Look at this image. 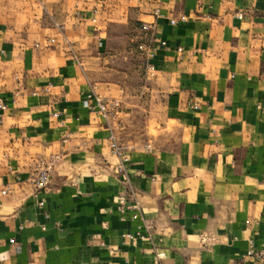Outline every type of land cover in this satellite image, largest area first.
Listing matches in <instances>:
<instances>
[{
    "label": "crops",
    "instance_id": "crops-1",
    "mask_svg": "<svg viewBox=\"0 0 264 264\" xmlns=\"http://www.w3.org/2000/svg\"><path fill=\"white\" fill-rule=\"evenodd\" d=\"M137 33L170 45L141 49L143 69ZM91 86L113 118L83 107ZM0 97V264H261L246 253L264 247V0H0ZM130 187L143 222L119 220Z\"/></svg>",
    "mask_w": 264,
    "mask_h": 264
},
{
    "label": "built area",
    "instance_id": "built-area-1",
    "mask_svg": "<svg viewBox=\"0 0 264 264\" xmlns=\"http://www.w3.org/2000/svg\"><path fill=\"white\" fill-rule=\"evenodd\" d=\"M155 14H158V10H155ZM185 18L182 17V20ZM171 23L174 24L177 21L172 18ZM149 28V26H144ZM53 42V39H50ZM139 48L145 51L147 57L154 56L160 48H170V45L166 41H160L152 44H140ZM174 50L183 56L184 48L180 45L175 46ZM149 70H153V66H149ZM82 105L84 108L92 113L104 117L105 119L113 118L119 111V101L116 99H106L102 97L96 91V86H91L88 91L83 94ZM8 110V104L6 100L0 97V123L3 120L4 114ZM109 149L110 152L118 159V163L115 166L116 172L122 176L125 174L124 163L127 160L124 148L118 143L116 136L111 133L109 135ZM61 155L58 153H51L45 156H39L34 161L33 173L27 177L26 183L31 186L36 192H40L46 189L50 183L52 174L55 168L61 162ZM11 191L10 184H6L4 188L0 190V193L5 195ZM42 204V202H40ZM117 211L119 212V220H143L142 208L137 200V194L131 187L127 188L123 193L120 194ZM143 222V221H142ZM143 225L137 224L136 231L134 232H122L121 237L127 240H134L137 237L145 238L146 235L142 233ZM201 241L203 245H209L215 239L213 237L202 236ZM246 255L252 259L257 260L261 264H264V247L255 248L252 240H249L248 249ZM155 257L162 262L164 258V252L161 249H155ZM164 264V263H162Z\"/></svg>",
    "mask_w": 264,
    "mask_h": 264
},
{
    "label": "rangeland",
    "instance_id": "rangeland-1",
    "mask_svg": "<svg viewBox=\"0 0 264 264\" xmlns=\"http://www.w3.org/2000/svg\"><path fill=\"white\" fill-rule=\"evenodd\" d=\"M139 36L140 35L137 33V38L134 39L133 43H132L134 45L135 49L137 50V52H135V55L136 54L139 55V53H140L139 51L141 50L139 48V45L141 44L140 41L142 39H140ZM144 59H145L144 55H142V57L140 55L137 57V60L135 62L136 66H137V69H139L140 66H142V69H143ZM149 77H152V76L149 75ZM132 81H134V80H132ZM153 133H155V132L153 131Z\"/></svg>",
    "mask_w": 264,
    "mask_h": 264
}]
</instances>
